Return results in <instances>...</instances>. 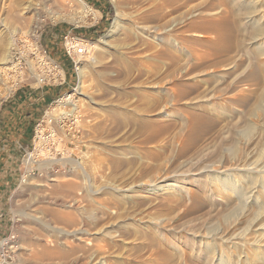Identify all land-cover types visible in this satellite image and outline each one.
Here are the masks:
<instances>
[{
    "label": "rangeland",
    "instance_id": "obj_1",
    "mask_svg": "<svg viewBox=\"0 0 264 264\" xmlns=\"http://www.w3.org/2000/svg\"><path fill=\"white\" fill-rule=\"evenodd\" d=\"M84 1L0 0V114L34 25L48 45L103 22L83 93L59 49L50 127L0 164L13 264H264V0Z\"/></svg>",
    "mask_w": 264,
    "mask_h": 264
},
{
    "label": "built area",
    "instance_id": "obj_2",
    "mask_svg": "<svg viewBox=\"0 0 264 264\" xmlns=\"http://www.w3.org/2000/svg\"><path fill=\"white\" fill-rule=\"evenodd\" d=\"M43 28L37 23L34 25L30 35L22 45L14 47L11 52L13 62L12 69L7 72L5 79V89L11 93L23 86L43 87L44 85H62L65 83V68L63 62L57 60L46 51L42 43ZM91 41L85 37L76 36L72 31H66L60 37V47L63 55L71 64V70L79 75L84 58L89 52ZM46 112L35 125V134L39 136L43 131L48 130L53 119L46 117ZM47 118V119H46ZM61 125H70L76 122V117L72 111H66L60 115ZM51 132L47 137L53 136ZM18 247L16 236L10 233L0 239V264H13L12 253Z\"/></svg>",
    "mask_w": 264,
    "mask_h": 264
},
{
    "label": "crops",
    "instance_id": "obj_3",
    "mask_svg": "<svg viewBox=\"0 0 264 264\" xmlns=\"http://www.w3.org/2000/svg\"><path fill=\"white\" fill-rule=\"evenodd\" d=\"M97 1L100 2V0ZM101 8V19H103L104 16L108 14L103 2ZM102 25L103 22L98 20L97 23L86 26L84 29L68 27L60 31L59 38L66 31H72L76 36L91 40L93 36L100 31ZM59 38L54 41L50 40L48 45H43L47 52L57 60L63 62L58 54L59 49L61 50L58 41ZM67 76L68 72L65 71V80ZM55 89L51 87L34 88L25 86L13 93L12 95L14 96L3 100L1 107L2 112L0 114V164L5 165L15 162L18 159L19 153L31 147L32 137H30V129H34L36 123L44 115L46 111L44 108L49 103V98L55 95ZM10 172V170L9 174H7V172H0V205H2L4 192L6 191L4 187L8 186L9 180L11 179L12 173ZM1 209L2 207L0 206V210ZM2 218L3 213L0 212V239L7 234V227L4 221L2 222Z\"/></svg>",
    "mask_w": 264,
    "mask_h": 264
},
{
    "label": "bare ground",
    "instance_id": "obj_4",
    "mask_svg": "<svg viewBox=\"0 0 264 264\" xmlns=\"http://www.w3.org/2000/svg\"><path fill=\"white\" fill-rule=\"evenodd\" d=\"M80 2H81V4L82 5H80V6H82V7H84L85 8V6L86 5H88L84 0H79ZM90 10L92 9L91 8V6H87ZM86 12V14H88L89 15V10H85ZM120 27H121V12L119 11V10H117V15H116V17H115V19H114V22H113V24H112V26H111V28L108 30V32L106 33V35L104 36V37H102V38H105V39H109V38H111L112 36H114L116 33H117V31L120 29ZM83 77H84V72L83 71H80V73H79V82H78V84H77V86L74 88V91H76V92H78V93H83V90H82V88H83V86H84V80H83ZM71 98H72V93H67L66 95H64V97L60 100V101H58L59 103H61L62 101H63V99H66V100H68V102L69 103H71V102H73V100H71ZM74 103V102H73ZM52 107H53V105H52ZM51 108V106L46 110L47 112H46V117H48L49 119L52 117V115H53V111L50 109ZM77 109V106L75 107V104H73V106H72V108L70 109L71 111H74L73 109ZM53 109H55L54 107H53ZM66 112V111H65ZM258 171V170H257ZM259 179V178H258ZM54 180V179H53ZM255 180V179H254ZM253 181V180H252ZM256 186V185H255ZM250 188V187H249ZM254 188V187H253ZM252 191V190H251ZM212 193V192H211ZM67 202V201H66ZM39 210V209H38ZM59 213V212H58ZM40 219V218H39ZM37 220V219H36ZM262 227V226H261ZM263 228H264V226H263ZM78 230V229H77ZM81 230V229H80ZM262 232H264L263 230H262ZM77 233H79V232H77ZM80 234V233H79ZM234 235V234H233ZM232 235V236H233ZM232 236H231V238H232ZM239 236V235H238ZM80 237V236H79ZM83 237V236H82ZM235 238H236V236H235ZM238 241V240H237ZM260 240L258 239V242H259ZM234 242V241H233ZM236 242V241H235ZM261 242V241H260ZM263 243V242H262ZM260 244V243H259ZM211 257V256H210ZM212 258V257H211Z\"/></svg>",
    "mask_w": 264,
    "mask_h": 264
}]
</instances>
